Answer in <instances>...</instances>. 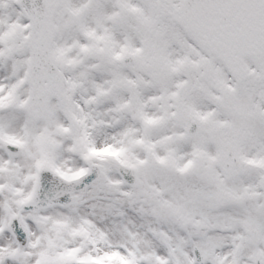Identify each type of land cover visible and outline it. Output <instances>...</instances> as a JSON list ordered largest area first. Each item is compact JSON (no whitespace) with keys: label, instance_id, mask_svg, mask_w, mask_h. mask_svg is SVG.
Here are the masks:
<instances>
[{"label":"snow or ice","instance_id":"snow-or-ice-1","mask_svg":"<svg viewBox=\"0 0 264 264\" xmlns=\"http://www.w3.org/2000/svg\"><path fill=\"white\" fill-rule=\"evenodd\" d=\"M0 264H264V0H0Z\"/></svg>","mask_w":264,"mask_h":264}]
</instances>
